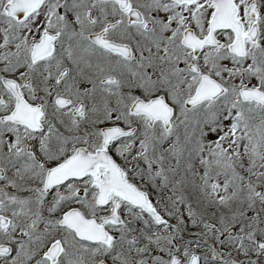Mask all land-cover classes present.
Listing matches in <instances>:
<instances>
[{
	"label": "snow or ice",
	"instance_id": "obj_1",
	"mask_svg": "<svg viewBox=\"0 0 264 264\" xmlns=\"http://www.w3.org/2000/svg\"><path fill=\"white\" fill-rule=\"evenodd\" d=\"M0 264H264V0H0Z\"/></svg>",
	"mask_w": 264,
	"mask_h": 264
},
{
	"label": "flooded vegetation",
	"instance_id": "obj_2",
	"mask_svg": "<svg viewBox=\"0 0 264 264\" xmlns=\"http://www.w3.org/2000/svg\"><path fill=\"white\" fill-rule=\"evenodd\" d=\"M253 83H255V81H253Z\"/></svg>",
	"mask_w": 264,
	"mask_h": 264
}]
</instances>
